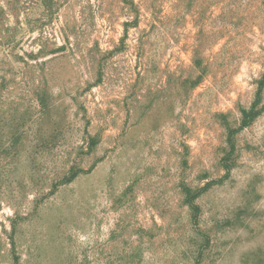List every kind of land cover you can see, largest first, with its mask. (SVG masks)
I'll return each instance as SVG.
<instances>
[{
  "label": "rangeland",
  "instance_id": "obj_1",
  "mask_svg": "<svg viewBox=\"0 0 264 264\" xmlns=\"http://www.w3.org/2000/svg\"><path fill=\"white\" fill-rule=\"evenodd\" d=\"M0 264H264V0H0Z\"/></svg>",
  "mask_w": 264,
  "mask_h": 264
}]
</instances>
